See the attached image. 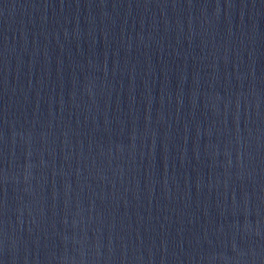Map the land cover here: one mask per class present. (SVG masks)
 Instances as JSON below:
<instances>
[{
	"label": "water",
	"instance_id": "1",
	"mask_svg": "<svg viewBox=\"0 0 264 264\" xmlns=\"http://www.w3.org/2000/svg\"><path fill=\"white\" fill-rule=\"evenodd\" d=\"M0 264H264V0H0Z\"/></svg>",
	"mask_w": 264,
	"mask_h": 264
}]
</instances>
